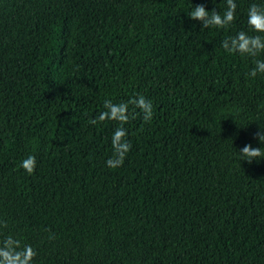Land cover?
Here are the masks:
<instances>
[{"label": "trees", "instance_id": "obj_1", "mask_svg": "<svg viewBox=\"0 0 264 264\" xmlns=\"http://www.w3.org/2000/svg\"><path fill=\"white\" fill-rule=\"evenodd\" d=\"M235 2L203 29L188 12L226 0H0V232L33 264H264V159H239L264 147V74L222 47L264 36L247 23L264 0ZM140 95L153 117L129 104L109 168L118 122L89 121Z\"/></svg>", "mask_w": 264, "mask_h": 264}, {"label": "clouds", "instance_id": "obj_2", "mask_svg": "<svg viewBox=\"0 0 264 264\" xmlns=\"http://www.w3.org/2000/svg\"><path fill=\"white\" fill-rule=\"evenodd\" d=\"M226 11L221 15L215 9L209 11L203 4L195 5L188 12L193 20L202 22L203 29L216 27L226 28L236 19L237 4L235 0H226ZM247 23L251 31L256 33H264V7L255 3L250 5L248 9ZM223 49L230 53H238L241 56L253 58L254 67L250 72L246 73L247 77L256 78L258 74H264V59H256L264 55V36L249 35L244 31L238 32L235 36L229 37L222 42ZM129 104L139 108L144 113V121L149 122L153 117V108L151 101L140 95L138 98L133 97L128 102L113 103L110 99L104 100L105 111L101 112L97 118L91 119V124H97L107 120L118 122V127L112 136L113 155L106 161L109 168L116 169L123 165L127 153L131 150L132 145L127 140V130L124 125L129 122ZM264 144V131L256 134ZM239 159L247 160L252 163L253 160L264 159V147L253 148L251 144L245 145L239 150ZM28 174H33L36 169V157L29 155L20 164ZM0 227L7 228L6 221L0 220ZM0 264H33L37 255L36 250L30 244L23 242L11 234L3 236L0 232Z\"/></svg>", "mask_w": 264, "mask_h": 264}]
</instances>
